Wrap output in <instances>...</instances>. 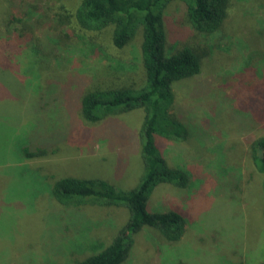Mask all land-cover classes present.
Returning <instances> with one entry per match:
<instances>
[{
    "label": "rangeland",
    "instance_id": "374dc122",
    "mask_svg": "<svg viewBox=\"0 0 264 264\" xmlns=\"http://www.w3.org/2000/svg\"><path fill=\"white\" fill-rule=\"evenodd\" d=\"M3 7L0 1V12ZM168 11L173 20L189 31L179 0H173ZM259 25H264V0H233L222 32L204 40L190 32L189 41L212 48L203 76L215 66L217 76L210 85L215 94L216 89L230 91L229 82L238 69H234L233 59L246 57L251 49L245 37ZM87 35L100 44L104 57L100 53L80 55L78 60L75 56L76 64L63 70L57 63L58 69L53 72L48 71L51 62L43 61L46 67L41 71L26 57L23 59L22 51L13 58L5 53L0 63L4 67L0 68V264H75L90 254L88 247L92 242L107 244L128 220L124 206L87 205L79 210L83 215L79 217L50 193L52 176L103 178L131 189L144 173L140 138L143 110L108 115L92 130L85 131L69 95L82 81L87 86L96 81L103 87L124 84L140 87L145 82L142 31L121 49L112 44L109 29ZM254 45L263 49L264 41ZM111 57L136 61L138 67L134 71H115ZM78 72L80 75H75ZM240 77L241 90L251 95L244 104L249 108L263 107L264 69L260 72L249 69ZM193 83L196 80L175 86L180 102L177 105L193 112L188 117L191 131L207 132L192 135L186 143L161 140L164 142L161 151L169 161L177 166L185 164L184 169L191 172V185L180 190L171 184H160L148 201L153 211L183 212L187 221L184 235L181 241L169 243L157 230L146 226L134 235L130 255L123 264H264L263 181L247 153L249 142L264 135V123L246 131L231 121L229 110H222L215 117L216 127L210 126L201 119L207 116L208 108L214 107L208 106L207 96L201 104L199 99L190 98L194 96ZM52 85L58 90V101L41 110L39 92ZM228 95L225 96L231 99ZM236 104L240 108L243 105L239 100ZM219 107L228 109L223 102ZM40 125L57 143L50 141L58 153L46 160L26 159L20 146L29 139L39 144ZM217 145L218 151L212 150ZM228 153H232L229 154L233 155L232 161ZM222 178L234 179V186ZM236 198L234 202L232 199Z\"/></svg>",
    "mask_w": 264,
    "mask_h": 264
},
{
    "label": "trees",
    "instance_id": "16d2710c",
    "mask_svg": "<svg viewBox=\"0 0 264 264\" xmlns=\"http://www.w3.org/2000/svg\"><path fill=\"white\" fill-rule=\"evenodd\" d=\"M0 1L4 4L0 12L1 64L6 54L13 58L16 52L22 51L23 59L26 57L30 64L41 71L46 67L43 61L51 62V70L48 71H56L57 63L60 68L66 70L76 64L75 56L78 59L80 55L100 53L104 57L105 51L87 33L109 29L112 44L121 49L134 39L139 30L142 31L141 57L145 82L140 87L132 84L103 87L97 85L96 81L87 86L82 81L69 94L71 105L80 118V127L85 131L92 130L108 115L123 114L135 109L143 110L140 138L144 173L138 185L124 189L103 178L72 175L51 177V196L64 207H70L72 212L80 215L79 217H83L79 210L87 205L124 206L129 213L126 224L110 242L103 244L96 240L95 245V241L92 242L88 247L90 254L76 260L75 264L125 263L134 243V235L146 226L157 230L166 242L181 241L187 226L183 212L153 211L148 206L152 193L160 184H171L180 190H187L191 185V172L184 169L185 164L177 166L169 161L161 151L164 150V142L161 140L166 139L175 144L178 141L186 143L192 135L201 136V133L207 132L203 129L191 131L188 117L193 115V112L177 105L180 102H177L175 86L183 81L196 80V84L193 83L194 96L190 97L189 93L188 96L199 99L200 104L204 102L203 97L207 96L208 106L214 108H208L207 116H203L201 120L210 123V126L212 124V127H216L215 117L219 112L229 110L233 123H239L246 131L257 128L264 123V106L249 108L244 104L247 100L250 101L251 95L247 96V93L241 90L243 84L239 79L246 70L260 72V69H264V48H254V43L257 46L264 41V25L251 29L245 37L248 49H251L246 57L242 60H235L234 57V69H238L233 75V80L229 82L230 91L215 90L214 87L218 92L215 94L210 87L218 72L215 66L211 67L210 74L203 76L212 48L208 44L189 41V37L192 32L197 39L204 40L222 32L233 0H179L187 16L189 31L168 13V7L173 0ZM110 63L115 71H134L138 67L136 61H123L114 57L110 58ZM79 72L75 75H80ZM72 79L73 82L76 81L74 77ZM39 93L41 110L58 101L55 85L46 86ZM226 93L231 99L225 96ZM47 95H52L53 99ZM236 100L242 102L241 108L236 104ZM216 101H219L217 105ZM222 102L228 109L219 107ZM42 129L40 125L42 138L39 144L29 139V143L20 146V151L26 159L46 160L58 153L57 148H52L54 144L50 145V141L54 142L53 138H49ZM157 134L159 135L156 136ZM218 145L212 150H217ZM247 153L250 154L254 167L262 175L264 219V135L249 142ZM229 154L232 153L227 155ZM228 159L232 161L233 155H229ZM229 179L222 178L234 186L235 180ZM238 185L239 183L235 185V190H238ZM237 199L232 200L235 202ZM241 263H244V260Z\"/></svg>",
    "mask_w": 264,
    "mask_h": 264
}]
</instances>
